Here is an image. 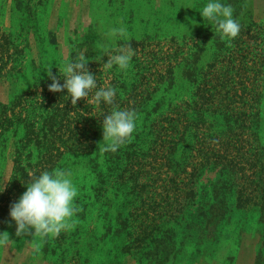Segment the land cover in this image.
Returning a JSON list of instances; mask_svg holds the SVG:
<instances>
[{"label": "rangeland", "instance_id": "obj_1", "mask_svg": "<svg viewBox=\"0 0 264 264\" xmlns=\"http://www.w3.org/2000/svg\"><path fill=\"white\" fill-rule=\"evenodd\" d=\"M206 2L0 0V185L5 189L0 232L10 239L0 246V264H264V200L247 180L251 172L228 168L219 179V171L207 169L194 181L188 171H170V177H180L166 188V175L147 167L141 176L144 191L136 189L138 197L135 191L132 196L118 178V154L100 150L103 131L94 125L103 122L109 105L87 102L95 89L74 105L66 89L48 87L49 73L62 84L63 64L83 54L97 87L120 90L123 101L114 103L121 109L134 103L136 89L157 88L149 111L155 101L188 97L198 86L224 93L260 89L258 134L264 147V0H226L241 24L231 43L201 17ZM120 26L127 34L113 45L103 33ZM102 42L109 52L130 44L135 53L130 68H103L107 56L96 60ZM167 57L188 59L174 69V89L167 79L147 84L142 76L164 74L161 63ZM184 67L198 81L205 76L200 85L181 76ZM145 116H137L128 140L138 147L148 144L136 138ZM181 155L182 150L176 160ZM54 168L74 173L73 227L57 236L17 237L11 204L26 191L31 175ZM137 206L143 212L135 220L130 213Z\"/></svg>", "mask_w": 264, "mask_h": 264}, {"label": "trees", "instance_id": "obj_2", "mask_svg": "<svg viewBox=\"0 0 264 264\" xmlns=\"http://www.w3.org/2000/svg\"><path fill=\"white\" fill-rule=\"evenodd\" d=\"M180 60H186V65L188 64L185 57L163 58L164 62L161 64L164 63L162 68L165 73H146L142 79L144 78L150 85L151 79L156 83L161 82L160 79H167L172 90L176 79L174 69ZM185 67L181 76L197 82L194 72ZM136 75L141 76L139 72ZM204 78L205 76L198 81V85ZM111 81L119 84L116 75H113ZM199 87L188 97L168 102L157 100L151 111L148 105L154 100L157 88L152 91L149 88L134 91L138 94L132 105L127 101L129 104L127 107L134 110L137 116L141 113L146 114L136 138L145 140L148 144L146 147H138L136 142L127 141L124 143H128L127 148L123 150L119 147L115 151L118 154L116 168L120 171L118 178L122 185H129L132 189L131 195L133 196L135 191L137 195L134 196L138 197L147 185L141 183L142 170L147 167L160 176L166 175V179L162 180L166 188L180 177V175L170 177V171L174 173H177V170L188 171V177L195 181L204 170L219 171L220 179L222 173L229 168L251 172L247 180L257 186L258 195L264 200V147L259 143L258 134L262 124L259 107L262 97L260 89L224 93L216 87L212 89ZM119 91L117 89L114 101H123ZM109 108H112V105H109ZM219 120L221 123L218 124ZM101 125L102 123L95 121V130ZM180 150L182 155L179 161L175 156ZM136 189H140V192H136ZM141 212L142 207L137 206L130 216L137 220L141 217Z\"/></svg>", "mask_w": 264, "mask_h": 264}, {"label": "clouds", "instance_id": "obj_3", "mask_svg": "<svg viewBox=\"0 0 264 264\" xmlns=\"http://www.w3.org/2000/svg\"><path fill=\"white\" fill-rule=\"evenodd\" d=\"M191 8V7H189ZM203 18L215 26L221 39L228 43L236 38L241 30V24L233 15V7L226 0H207L198 11ZM123 26L108 28L103 36L113 45L126 36ZM134 49L130 44L120 45L113 52L108 51L106 43L99 44L96 60L107 56L102 67L112 69L114 66L120 71H126L131 66ZM88 60L81 54L63 64V83L55 75L49 73L51 83L49 91L61 92L67 90L66 97L76 104L81 98H88L95 89L90 101L96 107L112 105L111 111L102 122L103 141L99 145L101 151H117L118 148L132 138L137 127V115L134 110L121 109L114 103L117 88L112 85L97 87L96 76L88 71ZM74 173L70 169L54 168L41 171L38 175H31L26 191L10 206L9 216L15 222V235L38 236L45 238L57 236L62 231L73 227L74 216L78 211L75 199L78 187L73 182ZM0 185V193L4 191ZM10 242L7 232H0V246Z\"/></svg>", "mask_w": 264, "mask_h": 264}]
</instances>
